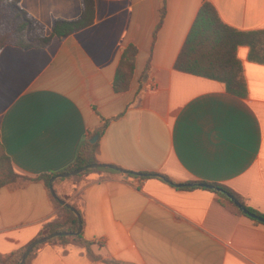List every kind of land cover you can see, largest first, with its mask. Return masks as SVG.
<instances>
[{"label": "crops", "instance_id": "0c3cea01", "mask_svg": "<svg viewBox=\"0 0 264 264\" xmlns=\"http://www.w3.org/2000/svg\"><path fill=\"white\" fill-rule=\"evenodd\" d=\"M206 1L229 27L264 31V0H168L159 28L163 0H95L90 26L42 48L4 47L0 154L29 180L0 187L1 254L28 245L57 217L44 184L32 179L67 169L98 136L100 163L172 183L111 171L56 183L81 210L99 260L77 246L46 245L31 264H264V225L232 214L214 192L186 186H226L264 214V64L250 58L249 46L237 48L242 95L175 68ZM21 7L45 36L56 20L82 14L81 0H22ZM131 45L134 75L117 92ZM103 119L111 122L99 136Z\"/></svg>", "mask_w": 264, "mask_h": 264}, {"label": "trees", "instance_id": "16d2710c", "mask_svg": "<svg viewBox=\"0 0 264 264\" xmlns=\"http://www.w3.org/2000/svg\"><path fill=\"white\" fill-rule=\"evenodd\" d=\"M21 1L22 0H0V4L10 6L11 9L14 10L16 19L18 21L13 36L10 37L9 33H3L0 31V53L4 47L8 45L18 46L23 50L46 47L53 38L62 39L90 26L95 18V0H81V16L75 20H56L52 27L51 35L45 36L44 32L37 26L35 20L22 9ZM167 1L168 0H163L160 9L161 21L158 28L161 26L165 18ZM242 45H246L251 48L250 58L252 60H256L264 64V31L242 32L229 27L221 21L214 6L210 2L206 1L200 9L194 25L178 56V59L175 63V68L180 72L221 82L226 85V88L230 93L242 95L245 90L243 66L236 55L237 48ZM137 55L138 49L133 45L129 46L123 51L114 80V88L117 92L126 91L129 88L134 75ZM148 71L149 64L146 67L144 73H147ZM110 122L111 120L103 119V125L96 131L97 135L102 136ZM99 152L100 141L92 143L90 140H86L84 144L81 145L74 163L71 164L67 169L60 172H48L46 174H41L32 179L33 181L42 182L44 184L57 211V217L54 220L46 223L33 241L54 233H68V235L59 236L46 243L38 245L29 255L25 264H31L32 259L36 256L38 251L46 245H59L63 248L77 246L86 249L89 258L92 261L99 260V257L94 256L91 251L92 245L96 244V242L86 240L83 230L80 234H76L80 227V221L78 217L72 212L71 209L63 206L60 203V200H64L66 202L67 200L58 194L55 185L63 179H57L54 182V189L59 199L53 197L50 188V180L59 174L78 170L91 164H101L98 160ZM105 169L109 168L88 169L78 175L65 179L71 181H80L86 175L97 171L122 173L112 169ZM123 174L134 178L141 177L142 179L158 178L156 177V174L149 173H138L141 174V176H139L135 174V172L127 171V173ZM17 180H29V178H25L17 174L12 168L8 156L4 153L0 154V187L7 183H13ZM209 185L230 193L250 212L264 218L263 213L249 208L246 205L245 200L235 194L228 187L220 184ZM203 188L208 189L218 195V203H220L232 214L248 217L256 224L264 225V223L245 215L223 193L218 192L215 189L206 187ZM71 206L79 211L81 215L82 226H84L81 210L76 204H71ZM32 242L9 254L0 253V264H17Z\"/></svg>", "mask_w": 264, "mask_h": 264}, {"label": "water", "instance_id": "95a60500", "mask_svg": "<svg viewBox=\"0 0 264 264\" xmlns=\"http://www.w3.org/2000/svg\"><path fill=\"white\" fill-rule=\"evenodd\" d=\"M98 139V136H96L93 140H92V143H95L96 140ZM96 168H109V169H112V170H115V171H119V172H122V173H127L126 170L122 169V168H119L117 166H114V165H111V164H91V165H88V166H85L81 169H78V170H74V171H71V172H65V173H62V174H59L58 176L56 177H53L51 180H50V188H51V193L53 195L54 198L56 199H59L55 189H54V182L57 180V179H64V178H69L71 176H75V175H78L88 169H96ZM135 174L141 176V174H138L135 172ZM156 177L158 178H161L163 179L164 181L168 182V183H172L171 180H169L168 178H166L165 176L163 175H160V174H156ZM177 187H182V186H185L183 184H177L176 185ZM186 186H190V187H193V186H200V187H206V188H210V189H215L217 190L218 192H221L223 193L227 198H229L236 206L237 208H239V210H241L245 215L253 218V219H256L262 223H264V218L262 217H259L257 215H255L254 213L250 212L243 204H241V202L236 199L233 195H231L230 193H227L225 191H223L222 189H219V188H216L212 185H209V184H200V183H195V184H186ZM60 203L71 209L72 212L78 217L79 221H80V227L78 229V231L76 232V234H80L83 230V226H82V220H81V215L79 213V211L75 208H73L71 206L70 203L64 201V200H60ZM63 235H68V233H54V234H51L49 236H46V237H43V238H40L38 240H35L33 241L29 246L28 248L26 249V251L24 252V254L22 255L20 261L17 263V264H25L27 258L29 257V255L32 253V251L40 244H43V243H46L48 241H50L51 239H54L56 237H59V236H63Z\"/></svg>", "mask_w": 264, "mask_h": 264}, {"label": "rangeland", "instance_id": "374dc122", "mask_svg": "<svg viewBox=\"0 0 264 264\" xmlns=\"http://www.w3.org/2000/svg\"><path fill=\"white\" fill-rule=\"evenodd\" d=\"M17 19L14 10L10 6L0 4V31L3 33H9L10 37L13 36L17 25ZM109 170V169H105ZM68 180V179H63ZM65 199L67 197L63 195Z\"/></svg>", "mask_w": 264, "mask_h": 264}]
</instances>
